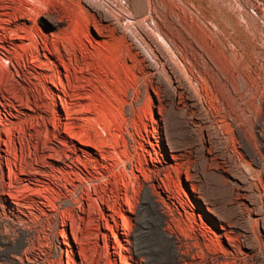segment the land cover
I'll return each instance as SVG.
<instances>
[{
	"label": "rangeland",
	"instance_id": "1",
	"mask_svg": "<svg viewBox=\"0 0 264 264\" xmlns=\"http://www.w3.org/2000/svg\"><path fill=\"white\" fill-rule=\"evenodd\" d=\"M25 1L61 22L58 29L46 28L41 17L24 23L40 37V61L48 70L30 74V57L18 49L20 55L9 57L0 79L1 113L9 128L24 130L20 135L13 130L18 175L12 182L30 187L22 186L19 195L12 188L18 199L2 194L9 181L0 159V264H264V161L256 165L244 154L233 126V120H242L264 158V0ZM58 30H63L60 36ZM210 49L230 55L229 71L223 73L227 79L211 66L207 57L215 51ZM53 67L71 99L49 83ZM40 72L46 78H37ZM49 91L66 99L73 112L79 109L70 126L75 134L96 136L95 142L102 134L113 137L116 153L127 149L133 162L140 157L147 176L136 175L150 186L162 216L143 195L129 208L121 178L113 172L102 180L106 184L93 183L96 191L89 187L83 180L99 163L93 159L101 160L93 149V164H79L76 174L63 180L44 165L51 162L50 148L69 154L55 138ZM257 104L262 107L241 116L243 108ZM56 105L65 123L59 99ZM14 109L24 115L10 119L7 113L16 114ZM63 127L61 141L91 152L76 140L69 143ZM127 132L138 143L124 148ZM108 152L114 155L111 147ZM27 164L36 168L38 181L25 182L32 178ZM20 166H26L24 172ZM102 166L96 168L105 176ZM158 170L162 182L154 179ZM64 182L69 191L74 190L69 182L80 185L74 196L62 190ZM107 219L110 230L103 228Z\"/></svg>",
	"mask_w": 264,
	"mask_h": 264
},
{
	"label": "bare ground",
	"instance_id": "2",
	"mask_svg": "<svg viewBox=\"0 0 264 264\" xmlns=\"http://www.w3.org/2000/svg\"><path fill=\"white\" fill-rule=\"evenodd\" d=\"M27 1V0H26ZM26 1H25V3H26ZM27 3L29 4V3H33V2H30V1H27ZM35 4V3H34ZM33 4V5H34ZM31 5V4H30ZM35 6L36 5H34V7L33 8H28L29 6H25L24 4H23V0H0V54H1V56L2 57H0V61H1V63H0V79H2V74L4 73V71L6 72V70H8L7 68H9L8 67V65H9V62H10V56H19L20 55V53L18 52V49H20L23 53H27L28 55H29V57H30V60H31V66H32V72H30V74H32V75H34V73L39 69V70H41V71H45V70H48V67L45 65V63L44 62H42V61H40V52H39V48H38V45L40 44V37H37L36 36V33L34 32V30L32 29V27H26L25 26V24L24 23H27V22H29V23H36V19L38 20V18H43V20H42V24L46 27V28H49V29H58L57 27H58V25H59V19H57L56 18V16H54V15H51L50 13L49 14H45L44 12H43V14H41V9L42 8H40V7H38V6H36L37 7V9L38 10H36V8H35ZM47 7V6H46ZM35 8V9H34ZM45 8V7H44ZM47 8H49V7H47ZM41 10V11H40ZM44 10V9H43ZM45 11V10H44ZM61 22V21H60ZM68 24H69V22H68ZM62 31L63 30H58V36H60L59 34H61L62 33ZM203 33V32H202ZM248 33V32H247ZM42 40V39H41ZM41 42H43V44L44 45H46V38H44V40H42ZM17 43H19V44H17ZM6 44H8V46L6 45ZM42 44V43H41ZM201 46V45H200ZM199 46V47H200ZM197 48V47H196ZM258 48V47H257ZM202 49V48H201ZM244 49V48H243ZM32 50H34V52H32ZM203 50V49H202ZM211 50V49H210ZM212 50H214V49H212ZM211 50V51H212ZM197 51V50H196ZM215 51V50H214ZM217 51H218V49H217ZM217 51H215V54H216V52ZM219 52H221V54L219 55ZM219 52H217L218 54H214L213 55V53L211 54H208V57L207 58H209L208 60H209V62L211 63V66H213V67H215L218 71H220V73L222 74V76H223V73L224 74H226V72L227 71H229L228 69H226L227 68V66H229L230 65V58H228L230 55H226V54H224V52L223 51H219ZM228 52V51H227ZM259 52V51H258ZM202 55H203V53H202ZM201 55V56H202ZM234 59V58H233ZM202 60H205V59H202ZM206 61V60H205ZM3 62V63H2ZM204 62V61H203ZM205 63V62H204ZM229 64V65H228ZM208 67H210V66H208ZM215 69V70H216ZM212 70V69H211ZM224 70L226 71V72H224ZM52 77L50 78V80H49V83L51 84V85H53L54 86V88L57 90V91H59V92H61V93H63V95L65 96V98L66 99H71L72 97H74V96H72V95H70V93L67 91V87H66V85L63 83V81H62V79H61V76H60V72L57 70V68L56 67H53L52 68ZM8 73V72H7ZM219 73V72H218ZM220 74V75H221ZM219 75V76H220ZM46 76H47V74H44L43 72H40V73H38L37 74V78L38 77H44V78H46ZM223 77H225L226 78V76H223ZM223 77H219V78H221V80H223L222 78ZM227 79V78H226ZM225 80V79H224ZM223 85V84H222ZM228 85V84H227ZM52 90V89H51ZM50 90V91H51ZM50 91H49V95H48V98L50 99V101H51V105H52V110H53V112H54V127L56 128V130L58 131L56 134H55V138H56V140L58 141V142H61V144L65 147V148H67V152H69V154H67L66 153V151L64 150V149H62V148H50L51 149V153L48 155V156H46V158L47 159H49V160H51V162H49V163H46L47 161L45 160V166L47 167V168H49V170L51 171V172H55V174H60V176L58 175V178L60 177V178H62V180L66 177V176H69L70 177V175H74V174H76V172L74 171V169H78V166H79V164H81L84 168H86L87 167V165H86V162L88 163H91V165L93 164V160H94V163L95 162H99L97 165H101L102 166V163L103 162H105V163H107V164H105L104 165V169L106 170V171H104V173H105V176H104V174L102 175V174H100V172H98L97 170V168H96V166H95V164H93L92 166V168H93V173H94V175L95 174H97V175H99V177H97V176H94L93 175V173H90V172H88V175H89V177L86 179L85 178V180H83L87 185H89V187H91L93 190H95L96 189V187H95V184H93L94 182H96V181H101L103 184H106V183H104V181H102L105 177H106V175L107 176H109V174L110 173H112L113 172V174H112V176L115 178V175H119L118 177H120L121 179H118V177H116L118 180H119V184L124 188V197H125V203L127 204V206L129 207V208H131V206H132V202L135 200V198L138 196V195H143V196H145L144 197V200L146 201V202H149V203H151V204H153L156 208V212L160 215V216H162V213H161V211H160V208H158V204L156 203V202H154V203H152L153 202V198H154V195L152 194V191L150 192V190H148V189H150V186H148V185H146L145 184V182H142V181H140V179H139V177L136 175V172H140V173H142L143 174V176L144 177H146L147 176V174H146V171H145V169H143V166H142V162H141V160H140V157L138 158V162H133V156L132 155H128L127 154V149H125L122 153H120V154H118V153H116V151H115V149H116V145H117V140H115L113 137L112 138H104L103 137V134L101 135V138L99 139L98 138V140L100 141V142H98V141H93V139L96 137H93V139L91 140V138H89V136L87 137V135H86V137H82L81 135H78V134H75V133H77V132H75V131H73V129L74 128H71L70 126L72 125V114L74 113H76V111H78V110H76V111H72L71 109H70V107H69V105H68V103L66 102V99H63V98H61V96L59 95V94H51L50 93ZM234 93H235V91H234ZM0 95H1V98L2 99H4L5 97H4V95L1 93V91H0ZM72 96V97H71ZM241 97V96H240ZM77 98V97H76ZM75 98V99H76ZM80 98V97H79ZM82 98V97H81ZM57 99H59L60 100V102H61V105H62V107H63V109H64V111H65V119H66V122L65 123H62V121H61V119L58 117L59 115H58V107H57V105H56V100ZM238 99V98H237ZM6 100V99H5ZM77 100V99H76ZM12 104V103H11ZM78 104V102H76V104H75V107L74 108H76V105ZM0 105L4 108V103H1V101H0ZM20 105V104H19ZM22 105V104H21ZM20 105V106H21ZM13 106V105H12ZM11 106V107H12ZM78 106H79V104H78ZM241 106V105H240ZM8 107H10V105L8 106ZM16 107V106H15ZM23 108H24V106H22ZM21 107V108H22ZM80 107H82V106H80ZM253 108H251V109H242L241 110V116L242 117H249L250 115H252V110H254V109H259V108H261L262 106L260 105V104H257L256 106L254 105V106H252ZM14 108V107H13ZM18 108H19V106H18ZM263 108H264V105H263ZM4 110H5V108H4ZM15 111H16V114H12L11 112H8L7 114H8V117H10V119L12 118H18L17 116H18V114H22V112H20V110L21 109H14ZM81 110V109H80ZM82 111V110H81ZM85 112H88V111H86V110H84ZM240 111V110H239ZM79 112V111H78ZM78 114H80V113H78ZM84 114V113H83ZM238 114V113H237ZM22 115H24V114H22ZM30 115V114H29ZM28 115V116H29ZM82 115V114H81ZM20 116V115H19ZM26 116V115H25ZM24 116V117H25ZM238 117V115L235 117V118H237ZM240 117V116H239ZM27 118V117H26ZM25 118V119H26ZM78 118V117H77ZM81 118V117H80ZM19 119H20V117H19ZM79 119V118H78ZM249 119V118H248ZM254 119H256V118H254ZM22 120H24V118L22 119ZM123 120V119H122ZM6 121H7V116H6V114H2L1 113V110H0V146H4V149H0V159H1V161L3 160L4 161V163H5V166H6V169H7V178H8V184L6 185V186H4L3 188L4 189H2V191H3V193L2 194H9L11 197H13V195L14 194H12L11 193V191L13 190L12 188H15V192L17 193V191L18 190H20V191H22V188L24 187V189H27L28 187H27V184H24V183H22V182H24V181H21V183H19V184H15V186H14V183L12 182V178H13V176L16 174H14V166L16 165V153H15V149H17V148H15L14 147V143H13V140L14 139H12V135H14L13 134V130H14V132H15V129H16V131H17V134H21L24 130L21 128V127H19L18 128V126L17 127H15V126H13L12 128H9L8 127V125H7V123H6ZM18 121V120H17ZM19 121H21V120H19ZM88 121V120H87ZM255 122H253L254 123V125H255V123H256V120H254ZM124 122V121H123ZM245 122V121H244ZM13 123L14 122H12V125H13ZM106 123V122H105ZM242 120L241 119H237V122H234V120H233V126H234V131H235V134H236V136H237V139H238V141H239V143H240V145H241V147H242V149H243V151H244V154L247 156V157H249L250 158V160L254 163V164H256V165H259V166H262V163H263V161H264V158L262 157V155L261 154H259L258 152H257V149H255V146H254V144L252 143V140L250 139V137L251 136H249V134L247 133V130L245 129V127H243V125H242ZM122 124V123H121ZM11 125V126H12ZM19 125V124H18ZM21 125H22V123H21ZM253 125V126H254ZM61 126H64L63 128H64V134H66V136H68V137H66V138H70L71 139V141L69 142V143H72V141L73 140H76V141H78V143L81 145V146H83V147H86L89 151H91L90 153H85L83 150H82V152H79L81 149L80 148H78V146L76 145V144H74V143H72L73 145H70L69 147L67 146L68 144L66 143V142H64V141H61L59 138L63 135L62 133L63 132H61L60 131V129H61ZM79 126V125H78ZM94 126V125H93ZM106 126V125H105ZM125 126V125H124ZM122 127V126H121ZM109 128V127H108ZM90 129V128H89ZM82 130H80V132H81ZM104 131V130H103ZM102 131V132H103ZM98 132V131H97ZM109 132V131H108ZM107 132V133H108ZM88 134V133H87ZM95 134V133H94ZM111 133H109V135H110ZM2 135H4L5 136V138L6 139H4V138H2L1 136ZM97 135V134H96ZM108 135V136H109ZM127 139H124L123 137V139L121 140L122 141V143H123V145H124V148H126V147H128V145H129V143L131 142V143H133V144H137L138 142H137V140H135L134 138H133V136H131V134H129L128 132H127ZM18 136V135H17ZM23 136V135H22ZM100 136V135H99ZM110 136H112V135H110ZM109 136V137H110ZM63 137V136H62ZM13 138H15V136H13ZM19 140H20V138H19V136L17 137ZM21 138H24V137H21ZM65 138V137H64ZM63 138V139H64ZM102 138H104L106 141H104ZM253 139V138H252ZM17 140V139H16ZM18 140V141H19ZM103 140V141H102ZM21 141V140H20ZM22 142V141H21ZM110 142H111V144H110ZM18 144H20V143H18ZM22 146H24L23 144H22ZM108 147H111L113 150H114V155L111 157L110 155H109V152H108ZM172 149H173V147H171ZM19 149L21 150L22 148H21V146L19 147ZM90 149H93L95 152H93L97 157H98V155H99V158L101 159V160H97L96 159V161H95V158L92 160V157H91V155H92V150H90ZM133 149H135L134 148V146H133ZM23 151V150H22ZM30 151V150H29ZM31 152V151H30ZM29 152V153H30ZM20 153V152H19ZM22 153V152H21ZM20 153V154H21ZM24 153V152H23ZM28 153V154H29ZM78 153H81L82 154V158L78 155ZM22 155V154H21ZM20 155V156H21ZM24 155V154H23ZM23 155L21 156V157H23ZM138 155V154H137ZM11 156H12V158H11ZM28 156V155H27ZM25 157V156H24ZM29 157L31 158V155L29 154ZM29 158V159H30ZM26 159V158H25ZM21 160H22V158H21ZM21 160L19 161L20 162V164H21ZM24 160V159H23ZM25 161V160H24ZM23 161V162H24ZM31 161H32V159H31ZM37 161V160H36ZM26 162H29V161H26ZM38 162V161H37ZM110 162V163H109ZM30 163H32V162H29V164ZM25 164V163H24ZM29 164H27V165H29ZM55 164H61V167H56V166H54ZM33 165V164H32ZM36 165H37V163H36ZM35 165V166H36ZM90 165V166H91ZM19 166V165H18ZM1 167V166H0ZM31 167V165H29V168ZM43 167V166H42ZM19 168H21V166L19 167ZM23 168V167H22ZM21 168V169H22ZM25 168H26V166H25ZM25 168H23V172H24V169ZM32 168V171L30 172V173H28V171L27 170H29V169H27L26 171H25V173L27 172L32 178L30 179V178H28V179H26L25 180V182H30V181H38L37 179H36V168L35 169H33V166L31 167ZM16 169V168H15ZM41 169V168H40ZM81 169V168H80ZM31 170V169H30ZM79 170V169H78ZM173 170V172L175 173V174H177V169H175V168H173L172 169ZM39 171V170H38ZM44 171V170H43ZM43 171L41 170L40 172L41 173H43ZM49 171V172H50ZM86 171H88L87 169H86ZM161 171L162 170H158V171H156V174H155V177H154V179H155V181H163V180H161L160 179V175H161ZM45 172V171H44ZM81 171H79V173H80ZM82 173V172H81ZM87 173V172H86ZM154 173V172H153ZM44 174H46V173H44ZM168 174H170V172L169 173H165L164 174V177H168V176H170V175H168ZM16 175H18V174H16ZM20 175H22V173L20 174ZM38 175H39V173H38ZM48 175V174H47ZM46 175V176H47ZM52 175H54V174H51V177H52ZM263 175H264V167H263ZM27 175H25V177H26ZM55 176V175H54ZM264 177V176H263ZM3 179V178H2ZM33 179V180H32ZM53 179V178H52ZM56 179V178H55ZM112 179V178H111ZM168 179V178H167ZM60 180V179H59ZM66 180H68V179H66ZM16 181V180H15ZM57 181V180H56ZM61 181V180H60ZM115 181V180H114ZM18 182V181H17ZM66 182V181H65ZM64 182V183H65ZM105 182H106V180H105ZM118 181L116 180V184H118L117 183ZM41 183V182H40ZM67 183V182H66ZM65 183V184H66ZM72 183V182H71ZM70 182L68 183V184H70L71 186H72V188L74 189V190H70L69 191V189L67 188V184H66V186L63 184V191L65 192V193H70V195L72 194H75L74 192H75V190H77L78 188H79V186L80 185H73V184H71ZM102 183H100V184H102ZM158 183V182H157ZM24 184V185H23ZM32 184H34V182L32 183ZM114 184V183H113ZM115 185V184H114ZM23 186V187H22ZM25 186H26V188H25ZM34 186V185H33ZM116 186V185H115ZM42 187V186H41ZM157 187L161 190V187H160V185L159 184H157ZM30 188V187H29ZM28 188V189H29ZM12 189V190H11ZM24 189H23V191H24ZM27 189V190H28ZM50 189V188H49ZM117 189V188H116ZM1 190V189H0ZM37 190V189H36ZM26 191V190H25ZM60 191V190H59ZM96 191V190H95ZM30 192V191H29ZM40 192V191H39ZM39 192H38V194H39ZM45 192V191H44ZM54 192H56V191H54ZM19 193V192H18ZM17 193V195H19ZM28 193V192H27ZM32 193V192H31ZM35 193V192H34ZM58 195V194H57ZM61 196V195H60ZM74 196V195H73ZM18 197V196H17ZM22 197V196H21ZM24 197V196H23ZM55 197V196H54ZM58 197V196H57ZM16 198V196L14 195V199ZM49 198V197H48ZM52 198V197H51ZM89 198H91V195H89ZM13 199V198H12ZM16 199H18V198H16ZM23 199V198H22ZM47 199V198H46ZM54 199V198H53ZM65 199V198H64ZM78 199V198H77ZM77 199H76V201H77ZM56 200V199H55ZM95 200H97V198H94V201ZM29 201V200H28ZM66 201V200H65ZM79 201V200H78ZM16 202V201H15ZM25 202V201H24ZM47 202V201H46ZM59 202V201H58ZM33 203V202H32ZM42 203V202H41ZM60 203V202H59ZM15 204V203H14ZM19 204V203H18ZM26 204V203H25ZM50 204H52V208H56L54 205H53V203L51 202ZM66 204H69L70 206L72 205V204H74V203H72V202H68V203H66ZM65 204V205H66ZM16 205V204H15ZM91 205V204H90ZM51 206V205H50ZM60 207V206H59ZM69 207V206H68ZM108 207H109V205H108ZM107 207V208H108ZM20 208V207H19ZM26 208V207H25ZM111 208V207H110ZM27 209V208H26ZM83 209V208H82ZM109 209V208H108ZM113 209V208H112ZM15 210H17V208H15ZM56 210H58V209H56ZM67 210V209H66ZM110 210V213H112L111 212V209H109ZM53 211H55V210H53ZM113 211V210H112ZM116 211V210H115ZM15 212H18V211H15ZM21 212V211H20ZM58 213V212H57ZM73 213V212H72ZM114 213V212H113ZM21 214V213H20ZM30 214V213H29ZM45 214V213H44ZM64 215V214H63ZM72 215V214H71ZM111 215V214H110ZM26 216V215H25ZM44 216V215H43ZM37 217V216H36ZM66 217V216H65ZM73 217V216H72ZM111 217V216H110ZM113 218H115L114 216H113ZM112 218V219H113ZM69 220V219H68ZM72 220V219H71ZM31 221H33V220H31ZM107 221H108V219L107 220H105V222H106V224L105 225H103V228H106V229H108V230H110L111 228H113L111 225L109 226L108 225V223H107ZM72 222H74V221H72ZM27 224V223H26ZM14 225V224H13ZM72 225L70 224L69 225V227H71ZM115 226H116V224H115ZM101 227V226H100ZM27 228V227H26ZM33 230V229H32ZM70 230H72V227L70 228ZM74 230V229H73ZM24 232V231H23ZM25 235V234H24ZM62 236H63V238H66V235L63 233L62 234ZM32 237V236H31ZM28 238V237H27ZM8 243V242H7ZM25 244V243H24ZM65 244H67V243H65ZM7 245V244H6ZM42 246V245H41ZM30 247V246H29ZM34 249V248H33ZM25 253H26V251H25ZM30 253V252H29ZM82 253V252H81ZM23 255V254H22ZM80 255V254H79ZM14 257V256H13ZM17 258V257H16ZM69 258H71V257H69ZM83 258V257H82ZM33 259V258H32ZM84 259V258H83ZM124 259V258H123ZM125 260V259H124ZM20 261V260H19ZM28 261V260H27ZM37 260H36V258H35V260H34V262H36ZM70 261V260H69ZM29 262H31V261H29ZM29 262H27V263H29ZM33 262V261H32ZM31 262V263H32ZM71 262H72V260H71ZM53 263V262H52ZM69 263V262H68ZM67 263V264H68ZM15 264V263H14ZM41 264V263H40ZM70 264V263H69ZM74 264V263H73Z\"/></svg>",
	"mask_w": 264,
	"mask_h": 264
}]
</instances>
